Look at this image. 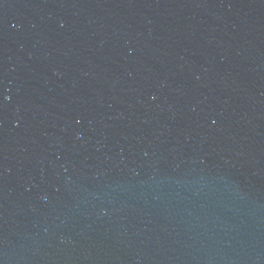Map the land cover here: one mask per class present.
I'll list each match as a JSON object with an SVG mask.
<instances>
[{"label": "water", "instance_id": "95a60500", "mask_svg": "<svg viewBox=\"0 0 264 264\" xmlns=\"http://www.w3.org/2000/svg\"><path fill=\"white\" fill-rule=\"evenodd\" d=\"M0 264H264V0H0Z\"/></svg>", "mask_w": 264, "mask_h": 264}]
</instances>
